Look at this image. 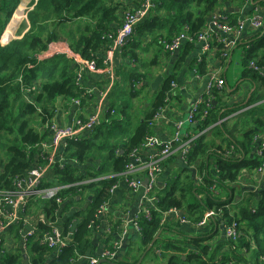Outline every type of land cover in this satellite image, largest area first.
I'll return each instance as SVG.
<instances>
[{
  "label": "trees",
  "instance_id": "trees-1",
  "mask_svg": "<svg viewBox=\"0 0 264 264\" xmlns=\"http://www.w3.org/2000/svg\"><path fill=\"white\" fill-rule=\"evenodd\" d=\"M21 1L0 0V191L11 190L15 177H25L33 169L34 154H28L27 148L48 137L43 125L53 117L57 99L79 98L84 93L85 89L76 84L79 66L73 58L63 54L41 57L49 50V45L65 42L84 60L102 67L101 53L109 45L106 35L115 33L121 25L117 14L121 4L115 0H34L27 14L29 29L22 34L21 27L18 36L22 37L11 40L17 29L11 30L7 25ZM152 1L155 7L149 17L138 24L135 36L122 54L132 64L127 79L133 96L137 94L135 85L150 83L148 71H141L147 64L138 65L141 52L154 47L151 65H158L159 58L169 55L164 51V43H170L184 32L196 37L223 4L222 0ZM260 3L264 5V0ZM23 7L24 4L16 11L17 19ZM194 48L193 42L183 44L156 91L152 105L134 127L126 119L127 102L113 101L114 97L125 93L121 88L123 81L119 79L121 66L117 67V79L109 93V122L102 123L80 141L72 142L66 152L64 168H55L42 184L45 189L71 185L59 193L63 205L59 206L55 199L43 198L28 203L27 214L42 212L52 222L60 216L64 232L71 231L69 244L54 254L40 242L50 228L40 225L27 246L28 264H89L80 261V257L96 255L97 239L104 249H111L117 224L110 222L111 232L97 239L88 225L97 220L100 206L115 197L110 189L122 180L129 152L147 135L154 134L149 123L165 105L171 82H177ZM243 51L240 79L252 84L249 94L242 102L233 104L224 100V92L214 90L211 96L202 94L204 102L196 124L190 128L194 131L192 134H202L192 142L187 166H178L182 176L174 177L166 184L168 187L158 193L159 201L149 219L143 214L139 216L141 232L129 237L119 258L102 264H138L160 231L140 264H144L151 253L156 259L166 260L165 264H263L264 185L255 191L242 188L238 181L243 171L252 173L264 162V152L260 157L254 151L257 136L264 133V34L254 35ZM251 62L262 71L250 67ZM206 69L207 62L203 61L201 73ZM24 94L30 96V102L25 100ZM82 101L84 104L85 99ZM246 107L247 110L239 112ZM227 152L230 153L228 158L224 156ZM194 167L196 172L191 170ZM87 180L97 181L79 184ZM172 209L183 213V219L196 225L213 211L225 225L235 222L239 237L236 241L224 238L214 244L212 240L218 234L216 225L208 232L187 236L179 230V219H165V214ZM23 228L22 223L10 228L15 243L0 246V264H25L18 244ZM166 231L173 235L165 237Z\"/></svg>",
  "mask_w": 264,
  "mask_h": 264
},
{
  "label": "built area",
  "instance_id": "built-area-1",
  "mask_svg": "<svg viewBox=\"0 0 264 264\" xmlns=\"http://www.w3.org/2000/svg\"><path fill=\"white\" fill-rule=\"evenodd\" d=\"M154 7L155 4L152 0H142L136 8L125 12L117 31L106 35L109 45L101 53L103 58L102 67L97 66L94 61L84 60L79 54L71 51L65 42L51 43L49 50L41 56L47 58L63 54L73 58L74 62L79 66L76 84L85 90L82 97L69 99V104L66 108V110H69L67 112L68 116L64 121H61V112L58 110L54 118L47 119L43 125V131L48 133L46 139L33 146H28L27 153H33L35 158L33 169L28 175L21 178L15 177L12 180L13 188L11 190L0 191V246H6L5 240L7 237L9 239L8 245H14L15 241L12 242L9 230L12 226L20 223L24 225V228L20 230L18 244L25 254L29 242L40 230V225H47L50 228L43 234L40 242L54 254H58L69 244L71 231L64 232L60 224L63 219L59 216L56 221L52 222L42 212L27 214L28 203L31 200L43 198L47 200L55 199L59 206L63 205L64 200L59 197V193L71 187V185H60L45 189L42 188V184L55 168L59 170L64 168L67 162L66 152L72 142L80 141L85 136L93 133L102 123L109 122L107 117L110 108L109 93L117 79V57L135 36L138 24L149 17ZM246 31L250 32L252 36L263 34L264 15H249L232 23L228 18L213 13L208 20L206 28L196 37H192L186 32L181 33L170 43H164V51L173 55L182 49L185 42H193L195 45L202 43L201 52L206 54L211 50L212 35L221 33L225 36H231L234 40L233 44H237ZM250 67L259 72L262 71L254 62L250 63ZM262 72L264 73V71ZM86 73L99 76L98 83L93 86L95 88L86 87L84 77ZM195 78L197 80L204 79L203 94L209 96L214 90L224 92L227 85L226 80L216 70L209 71L204 76L195 75ZM176 88L177 83L172 81L170 89L166 93L165 105L160 107L153 116L149 123L150 128L154 129L169 120L170 102L174 96L173 91ZM24 98L30 102V96L24 94ZM83 98L85 99L84 104ZM203 102L201 97L193 104L185 117L173 121L172 134L168 140H162L155 133L149 134L138 146L129 152L128 161L122 173V180L111 187L110 194L115 196L122 186H125L133 194H141L140 210L133 216L127 214L122 219H119V223L114 222L117 224V231L111 249L102 247L96 255L85 254L81 256L80 261H85L89 264H99L103 260H117L123 249H125L129 237L133 234H140L139 216L143 214L147 219L151 217V211L156 209L159 201L158 193L167 186L165 183H160L167 160L178 154L183 164L188 163L187 157L190 153L192 142L201 133H189L187 128L190 129L196 124V116L199 114L201 103ZM89 107L90 109L88 110ZM247 109L248 107L239 112ZM111 113L114 114V111H111ZM256 144L255 153L258 156H262L264 152V133L257 136ZM229 154L227 152L224 156L228 158ZM255 175L260 179H264V162L256 169ZM145 179L148 180L147 186L143 185ZM199 180L201 179L199 178ZM93 181L97 180H87L79 184H87ZM249 188L257 189L255 187ZM111 203L112 200L103 203L97 212L98 221L92 220L88 225V229H91L95 235L111 232V223L107 214V208ZM178 213V210L172 209L165 214V219L168 220L169 217H173L179 219L182 223L187 222L183 219V216L179 217ZM214 215L213 211H209L205 219L198 225L203 226ZM237 227L238 225L235 222L225 225L224 238L236 241L239 237ZM261 261L264 264V257L261 258Z\"/></svg>",
  "mask_w": 264,
  "mask_h": 264
},
{
  "label": "crops",
  "instance_id": "crops-1",
  "mask_svg": "<svg viewBox=\"0 0 264 264\" xmlns=\"http://www.w3.org/2000/svg\"><path fill=\"white\" fill-rule=\"evenodd\" d=\"M115 1L119 2L121 4V9L124 10L121 15V22H122V18L125 12L130 9L136 8L138 6V3L141 2L142 0H123V1L115 0ZM222 1H223L222 6L216 9L214 13L222 15L228 18L229 20L236 21L242 17L249 15H256V14L264 15V5L260 3L261 0H222ZM263 34L261 33L260 35ZM212 36L213 38H212L211 50L206 54H202L201 52L202 43L196 44L193 55L186 60L187 63L184 64V68L181 70L179 74L178 80L176 82L177 88L173 91L174 96H177V98H172V99L176 100L180 104H177L176 107H172V109H169V114H170L169 120H167L160 126L153 129L154 133L157 134L162 140L166 141L170 138L172 134L173 121L185 117L189 109L193 106V104L202 97L203 89H204V79L197 80L195 78V75L204 76L209 71L216 70L223 76L227 84L226 71L230 68L232 61L235 58V55L237 56L238 63L242 64L244 47H246L250 43L251 38L253 37L252 34H250V32L246 31L243 34L241 40H239L237 44H233L234 40L231 36H225L221 33H216ZM179 53L180 51L173 55L169 54L167 55V57L165 56L163 57L165 67L164 69H162V72L160 74H162L164 78L165 75L171 69V66L173 65ZM122 54L123 52L117 57L116 60L117 67L121 66L122 69L123 66L126 67L129 66L132 68L131 62L128 59H126V57L124 58ZM203 61L207 62V69L205 73H201L200 71V65L203 63ZM160 74L155 75L154 78H156ZM84 77H85L86 87H93L95 86L96 83H98L99 76L86 73ZM250 89L247 90L245 97L247 94H249L248 91ZM89 109L90 107L88 108V110ZM57 110H59L58 107H56L55 113ZM68 111L69 110H66L64 111V113L62 111H59L61 112V121H64L66 119V117L68 116L67 114ZM55 113L53 114V118L55 116ZM187 132L192 133L194 131L187 128ZM180 164L182 166H186L181 162L180 156L178 154H175L172 157H170L169 160H167V162L165 163L164 175L160 178V183L167 184L168 183L167 179L172 173V169H174L175 166L178 165L180 166ZM238 184L242 188L255 187L257 188L255 191H257L264 185V179H260L258 176L255 175L254 172L249 173L247 171H243L241 177L239 178ZM140 201H141V194H133L129 192L125 186H122L119 189V191L116 193L115 197L113 198L111 205L107 208V214L109 215L108 217L110 219V222H115V221L120 222L119 219H122L127 214L133 216L137 211L140 210L141 207ZM171 218L173 217H169L168 220ZM215 225L217 226L216 229L218 230V234H220V237H217L218 234H216V236L214 237L215 241L224 240L225 224L220 218L217 217V215H215L210 220L208 219L206 224H204L203 226H199L189 222H185V223L180 222L179 230L184 234H186L187 236H196L202 232H208L210 228ZM172 235L173 233L170 231H167V233H165V237ZM99 236H101V234L95 235L94 238L97 239ZM213 240L212 242H215ZM7 242H9V239H7ZM97 242L98 243L96 245L99 247L98 248L99 249L98 252H99L102 249V245L99 239H97ZM24 262L25 264H28V258L27 261L24 260Z\"/></svg>",
  "mask_w": 264,
  "mask_h": 264
},
{
  "label": "rangeland",
  "instance_id": "rangeland-1",
  "mask_svg": "<svg viewBox=\"0 0 264 264\" xmlns=\"http://www.w3.org/2000/svg\"><path fill=\"white\" fill-rule=\"evenodd\" d=\"M117 1H123V0H117ZM33 2H34V0H22L21 3L19 4L18 8L16 9V11H17L24 4V7L22 8V12H21L22 13L21 17H19V19H17L16 15L14 14L12 16L9 24L7 25V27L11 30L17 29L15 37L12 38L11 40L21 38L22 36H18V32L22 31V34H24L29 29L26 26L27 25V14L30 11V9L32 8ZM16 11H15V13H16ZM123 11L124 10H122L121 6H120V9L117 12L119 17H121ZM12 20L15 21V23H13ZM7 27H6V29H7ZM21 27L23 30L20 31ZM6 29H5V31H6ZM5 31H4V33H5ZM4 33L2 35V39L4 37ZM11 40H9L8 42H10ZM8 42H5V43H8ZM154 53H155L154 47L149 48L148 52H145V53L141 52L140 62H138V65L143 66L144 64H147L145 69L141 68L142 69L141 71H144V70L148 71L149 76H148L147 81H149L150 83L148 85H145V86L135 85L134 88L137 91V94L135 96L131 95V90H130L131 83L127 79V76L129 74L131 67L124 66L120 71L119 79L121 81H123L121 88L124 90L125 93L123 95H121L120 97H114L113 101L115 103H120L123 101L127 102L128 110L126 113V119L130 121V124L133 127L138 124L140 118H142V116L147 112V110L152 105V103L155 99V96H156V91L152 90L151 83L155 79L154 76L157 74H160L162 72V69H164V67H165L163 57L159 58L160 59L159 65H151V60L153 59ZM242 71H243V66L241 63L240 64L238 63L237 56L235 55V58L233 59L230 68L226 71L227 85H226V88L224 90V93H225L224 99L229 104H232L233 102L234 103L242 102L244 97H245V94L247 93V90L252 87V84L250 82L241 81L239 79ZM68 104H69V99L58 98L56 101V107L59 108L58 111H62L63 113L66 110V108L68 107ZM177 104H180V103L177 102L176 100L172 99L170 102L169 108L172 109V107H176ZM38 125L39 124H38V119H37L36 120V126H38ZM8 137L12 138L11 136H8ZM3 141H5V140H3ZM0 154H1V152H0ZM178 166H175V168L172 169V173L168 177L167 182L171 181L174 177H176L178 175L182 176V172L179 171ZM191 170L196 172L195 167L191 168ZM255 171H254V173H255ZM165 233H167V231ZM217 237H220V234H218ZM7 239H8V237H7ZM7 239L5 240L6 246L8 245ZM220 241L221 240H217V241H215L214 244H217ZM153 252H155V249ZM165 263H166V260L156 259L153 255V253H151V255H149L144 262V264H165Z\"/></svg>",
  "mask_w": 264,
  "mask_h": 264
},
{
  "label": "water",
  "instance_id": "water-1",
  "mask_svg": "<svg viewBox=\"0 0 264 264\" xmlns=\"http://www.w3.org/2000/svg\"><path fill=\"white\" fill-rule=\"evenodd\" d=\"M14 14H15V12H14ZM14 14H13V15H14ZM13 15H12V16H13ZM163 80H164V76H163L162 74L158 75V76L153 80V82L151 83V88H152V90L157 91L158 88L160 87V85H161V83H162ZM255 149H256V148H255ZM147 182H148V180L145 179V180L143 181V185H144V186H147ZM178 216H179V217H182V216H183V213L179 212V213H178ZM160 233H161V231L158 232V234H157L156 237L153 239V241L151 242V244L147 247L146 252H148V251L152 248L153 244H154L155 241L158 239ZM146 252L143 254V256H142L141 259L139 260L138 264L141 263V261H142L143 257L145 256ZM23 256H24V260L27 261V258H28L27 255H26V254H23ZM104 262H105V261H104ZM101 263H102V262H100V264H101Z\"/></svg>",
  "mask_w": 264,
  "mask_h": 264
},
{
  "label": "bare ground",
  "instance_id": "bare-ground-1",
  "mask_svg": "<svg viewBox=\"0 0 264 264\" xmlns=\"http://www.w3.org/2000/svg\"><path fill=\"white\" fill-rule=\"evenodd\" d=\"M236 21H237V20H236ZM236 21H235V22H236ZM14 22H15V21H14ZM180 51H181V50H180ZM260 157H262V156H260ZM185 165L187 166V164H185ZM104 261H105V260H103V261H100V262H104ZM100 262H99V264H100Z\"/></svg>",
  "mask_w": 264,
  "mask_h": 264
}]
</instances>
